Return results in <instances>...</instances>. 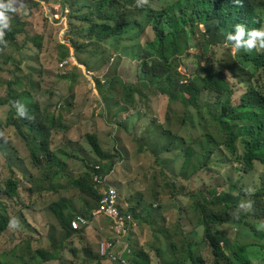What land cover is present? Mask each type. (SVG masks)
<instances>
[{"label": "trees", "instance_id": "obj_1", "mask_svg": "<svg viewBox=\"0 0 264 264\" xmlns=\"http://www.w3.org/2000/svg\"><path fill=\"white\" fill-rule=\"evenodd\" d=\"M41 1L45 0L36 3L31 1V4H29V0H24L22 6L17 3L16 6L20 10L10 14V30H5L4 42L0 43V53L14 45L18 36L23 34L28 37L27 40L33 41L37 46L41 48L44 46L46 40L43 43V36H45L46 30L30 35V16L33 12L28 14L29 10L44 9L41 6ZM59 1L62 3L63 14L68 17L69 21L78 22V26L75 27V25L74 29L72 28V36L68 42L60 45V48L58 44L59 49H57L61 51L62 60L72 56H81L90 71H99L98 67H94L98 56L93 57L92 61L88 58L95 53L94 56L100 55L104 59V64H108L111 56L117 53L121 46L123 48L124 41L127 40L124 35L131 29H141L142 34L148 30L153 33L151 40L139 44L141 53L139 51L138 58L142 59V64L139 66V81L134 84H125L119 78L107 76L105 82L109 81L106 93H118V86L113 85L116 82L124 90L123 98L116 102L118 114L127 113L130 109L135 111L136 103L144 101L142 90L144 87L149 93L164 95L168 98V122L176 120L179 123V128L170 129L171 125H168L166 129L169 136L174 139L173 146L168 147L167 150L151 151L156 154L158 165L162 166L160 163L162 154L175 151V157L181 158L182 163L179 172H173L172 175L177 174L187 183L193 177L212 170L211 162L222 151L223 129L221 123L226 117L236 118L243 115L250 123L252 122V127L250 128L248 124L242 129V133L248 135L249 138L245 143L244 154L237 158L236 163L241 168L238 171L246 174L254 169L256 162L264 166V48L251 51L235 50L234 61L228 56H232L233 48L230 45L232 42H225L229 32L235 33L237 24H242L249 29L264 27V0H240L239 3H234L233 0H170L161 8L148 7L143 5L141 0L138 2L137 0ZM45 2L50 3L49 0ZM24 12L27 13L24 14ZM45 21L48 23L49 20ZM209 38L216 41L213 48L210 43H206ZM112 39H114L113 42ZM244 39H247V34ZM110 48L113 51L108 56ZM84 50H87L88 53H81ZM192 50L197 52L190 56ZM188 56L196 60L195 72L189 75L184 70L185 59ZM228 60L232 61L231 65L227 62ZM76 77L75 73L70 72L68 75H64L63 79L74 82ZM23 82L27 84L28 81L17 79L7 88L8 93L3 104L10 106L8 124L10 127H15L17 137L25 143L33 165L39 168L46 178L55 181L65 172L68 176L71 174L68 167L57 151L53 149L54 134L66 129L64 126L66 116L61 111L51 109V105L49 108L43 107L35 97V85L31 86L33 89H28ZM95 82L99 90L105 83L98 78L95 79ZM15 84L18 85V89H15ZM238 86L246 87L253 100L243 97L238 103H235L231 97L235 95ZM75 88V85L70 87L71 98L75 97ZM12 101L24 104L28 117L31 119L18 116L12 106ZM69 101L67 107L70 109L73 102ZM195 111L199 114L198 122L193 121L197 116L194 114ZM177 114H180V117H175ZM204 116H207L209 120ZM212 123L220 125L221 129L213 130L210 126V130L207 125H212ZM87 137L91 147L98 155L97 160L92 162V166L86 169L83 175L69 177L70 186L68 189L77 190L85 195L86 209L83 216L90 219L94 210L88 198L96 201V209L100 199L99 188L93 182V174L101 173L106 176L112 171L115 161L106 163L108 166L106 170L103 162L109 160V153L104 149L96 134L89 133ZM231 139L235 138L231 137ZM224 140L228 142V140ZM159 142L160 139H158L156 147ZM3 146L0 145V152L4 151ZM63 155L77 158L76 155L71 156L67 153H63ZM98 165L101 170H96L95 167ZM22 184V179H19L14 172L12 177L0 188V197L4 196L9 203L0 200V264H4L8 258H19L21 264H31L27 260V256L32 254L28 247L22 255L17 250L2 252L1 249L2 237L11 227V222L15 220L14 217L25 211L20 192ZM229 189L228 192H218L216 189H212L209 192L210 199L207 195L201 194L204 189H200L197 195L192 193V197L196 200L192 208L198 214L203 227L202 238L210 248L212 259H204L203 255L197 251L194 255L192 248L196 244L187 242L189 258L172 263L165 261V264H185L188 260H191L192 264H264V241L252 237L243 238V236L235 238L225 228H222V225L227 222L232 225L235 223L240 226L250 225V229L255 235L263 239L254 221L252 223L245 221L246 223H244L241 219L232 223L230 217L231 212L238 208V203L243 200L242 198L251 201L252 214H255L253 208L260 209L264 213V185L254 193H248V191L236 193L235 185H230ZM190 190L188 186L184 190L176 184L172 187L174 197L186 196ZM71 202V199L64 197L52 206L67 238L78 236V234L82 235L86 230V228L73 229L71 227V221L76 217ZM218 205L222 208H219ZM176 207L177 205L171 212H175ZM161 208L150 203L144 206L130 207L126 211L121 206L123 212L133 215L140 224L148 223L150 225L152 219L160 218L157 212ZM259 214L261 215V213L255 215V221L259 220ZM165 218L163 217L164 220ZM260 219L264 220V217L262 216ZM107 221L109 224L108 219L105 222L107 223ZM190 223L193 224L192 220ZM120 237L116 232L110 231L106 240L113 242L111 252L119 257L128 258L129 252L122 254L124 250L118 249L121 246L124 248L126 244ZM251 247L257 248L255 254H251ZM90 252L88 250L86 256L93 260L90 258L92 257ZM133 253L136 260L135 263L131 261L130 264H152L151 255L145 248L134 250ZM33 254L32 258L39 262L54 257V255L48 254L46 249L38 250ZM96 257L100 263L108 256L98 253ZM110 260L112 264H122L121 260L111 258Z\"/></svg>", "mask_w": 264, "mask_h": 264}, {"label": "rangeland", "instance_id": "obj_2", "mask_svg": "<svg viewBox=\"0 0 264 264\" xmlns=\"http://www.w3.org/2000/svg\"><path fill=\"white\" fill-rule=\"evenodd\" d=\"M29 1V4L31 1L33 3L40 2V0ZM45 1H41L42 5L40 4L44 9H33L28 12V14L33 12L30 16V35L46 30L45 36H43V43L46 40L44 46L42 48L37 46L33 41L27 40L28 37L23 34L18 36L14 45L0 53V145H4V151L0 152V188L15 172L23 182L20 192L25 208L23 214L14 217L15 223H11V227L3 235L2 252L17 250L22 255L28 247L32 254L27 256V260L31 264H112L109 256L100 263L96 257L98 253L101 254L100 243L106 240L110 233L106 227L107 219L92 214L88 230H85L82 235L78 234L79 237L76 235L67 238V234L52 209L55 202L68 197L72 200L75 216L85 214V195L77 190L68 189V187L70 186L69 177L83 175L86 169L92 166V162L97 160L98 155L88 142L87 134L91 133L96 134L110 155L109 160L103 162L105 169H108L106 163L115 161L112 171L107 174V182L118 190L122 208L127 211L130 207H139V205L144 206L150 203L162 207L157 212L160 218L152 219L151 225L137 222V226L132 229L130 235L122 239L126 243L125 249L122 246L118 249L124 250L123 253L129 252V257L126 259L135 263L133 251L145 248L151 255L152 264L185 260L189 258L188 243L191 242L196 244H192L194 245L192 248L194 255L197 251L203 255L204 259L211 260L210 248L202 238L203 227L198 214L192 208L196 201L192 197V193L197 195L200 189H204L201 194L207 195L210 199L209 192L212 189H216L218 192H228L229 186L235 185L236 193L243 191L254 193L264 185V166L262 164L256 162L253 170L243 174L238 171L241 168L236 163L237 158L244 154L245 143L249 138L248 135L242 133V129L248 124L251 128L252 122L250 123L243 115L236 118L226 117L221 123L223 129L222 151L211 162L212 170L193 177L188 183L177 174L172 175L173 172H179L182 163L181 158L175 157V151L161 155L162 166L157 164L156 154L151 153V151L167 150L168 147L173 146L174 139L166 132L168 125H171L170 129L179 128V123L176 120L168 122V98L164 95L149 93L144 87L142 89L144 101L136 103L135 111L130 109L127 113L118 114L116 102L123 98V88L116 82L113 85L118 86V93H106V87L109 86V81L105 82L107 76L119 78L125 84H134L139 81V66L142 64V59L138 58L139 51L141 53L139 44L152 39L151 30L144 34L141 29H131L127 32L124 35L127 40L124 41L123 48L121 46L120 50L111 56L108 64H104V59L100 55L94 56L95 53H93V56L91 55L88 60L92 61L93 57L98 56L94 67L99 68V71H92L94 76L88 72L90 70L85 66L81 56H72L62 60L61 51L58 49L60 45L67 43L71 38L72 28L74 29L75 25L77 27L78 22L69 21L65 14L60 18L55 16L56 13L61 15L62 3L59 0H49L50 3ZM82 1L87 2L88 0ZM141 1L148 7L161 8L170 0ZM45 20H49L48 23ZM113 41L114 39H112ZM206 43H210L212 48L216 45L213 38H209ZM112 51L113 49L110 48L107 55L110 56ZM196 52V50H192L190 56L195 55ZM81 53H88V51L84 50ZM235 53L233 50L232 56L228 55L231 60L235 61ZM190 56L185 59L184 66L188 75L194 73L196 69V60L191 59ZM65 60L69 63L62 68L61 64ZM231 60L227 61L230 65ZM223 64L225 65V63ZM70 72L77 75L74 82L63 79V76ZM96 78L105 82L101 90L96 87ZM17 79L28 81L27 84L23 82L28 89H33L31 86L35 85V97L43 107L49 108L51 105V109L61 111L66 116L64 118L66 129L54 134L53 149L65 162L70 175L66 176L65 172L55 181L46 178L43 172L33 165L25 143L17 137L15 127L9 126L10 106L4 105L3 101L7 97L9 84ZM71 85L76 86L74 98H71L70 95ZM14 87L18 89L17 84ZM243 97L253 100L246 87L238 86L231 99L238 103ZM68 99L73 102L70 109L67 107V104L70 103ZM194 114L197 116L193 121L198 122L199 114L196 111ZM175 117H180V114ZM204 118L208 119L207 116ZM210 126L213 130L221 129L220 125L215 123L207 125L209 129ZM231 137L235 139L232 140ZM158 139L160 142L156 147ZM141 147L142 150H140ZM63 153L71 156L76 155L77 158L65 157ZM175 184L183 190L186 186L191 190L186 196L174 197L172 187ZM0 200L9 204L4 196H1ZM88 200L95 211L96 201L91 198ZM176 205V211L171 212ZM219 208L222 207L219 206ZM253 210L255 214L251 213V209L236 208L234 212H231V222L241 219L244 223H246L245 221L251 223L254 221L263 239L255 235L250 229V225L240 226L238 223L232 225L227 222L222 225V228H225L235 238L243 236V238L252 237L264 241V220L260 219L262 216L264 217V213L260 209L253 208ZM258 213L261 215L259 214V220L255 221V215ZM162 216L166 217L165 220ZM190 220L193 224L190 223ZM183 242L188 243L184 244ZM43 249H46L47 253L54 257L41 262L32 258L33 253ZM88 250L91 251L92 257L90 258L93 260L86 256ZM256 250V247H251V254H255ZM128 261L125 264H128ZM4 264L21 263L19 258H8ZM185 264H192V261L188 260Z\"/></svg>", "mask_w": 264, "mask_h": 264}, {"label": "clouds", "instance_id": "obj_3", "mask_svg": "<svg viewBox=\"0 0 264 264\" xmlns=\"http://www.w3.org/2000/svg\"><path fill=\"white\" fill-rule=\"evenodd\" d=\"M234 3H239L240 0H233ZM17 3H20L21 6H22V0H0V43H3V37L5 35V30H10V19H11V13H15V12H18L20 10V8H18L16 5ZM60 14L59 15L58 13H56V17L57 18H60V16L63 17V11L61 10L60 8ZM67 19V17H66ZM247 34V39H244L245 35ZM225 42H232L230 43L231 47L233 48V50H244V51H251L252 49H261V48H264V27L262 28H255V29H249V28H246L244 25L242 24H237L235 26V33L233 34L232 32H229L225 38ZM236 52V51H235ZM67 61V60H65ZM64 62V61H63ZM69 63V61H68ZM62 65V64H61ZM66 67V66H64ZM62 67V68H64ZM89 73H92L94 75V73L92 71H88ZM95 76V75H94ZM96 84V82H95ZM12 106L13 108L16 110V113L18 116L22 117V118H27V119H31V117H28V114H27V111H26V107L24 104H22L21 102L19 101H12ZM97 167H100L99 165L96 166V170H101V167L100 168H97ZM99 175L101 177V179L104 181L103 184H97L94 182V177L95 175ZM107 179H108V176H103L101 173H94L93 174V182L95 183V185L99 188V194H100V198H101V188L102 187H111V188H114L117 193H118V190L116 189L115 186L113 185H110L108 182H107ZM250 191V189H249ZM118 196H119V193H118ZM100 201V199H99ZM119 201H120V204H119V207H120V210H121V199H120V196H119ZM252 206V203L251 201L249 200H241L239 203H238V208L239 209H243V210H247V209H250ZM98 208H99V205H98ZM98 208L94 211V215L96 216H99L98 214H96ZM121 212L123 214H126L125 212H123L121 210ZM131 215V214H130ZM78 216H83V215H77L75 218L72 219V221L74 219H76ZM102 216V215H100ZM133 217V215H131ZM85 217V216H83ZM104 217V216H103ZM86 218V217H85ZM105 219H108L109 220V224L108 226V229L110 231H113L110 226L112 224V220L110 218H106L104 217ZM87 219V218H86ZM88 220V224L86 226H83V227H80V228H73L72 227V221H71V227L73 229H82V228H86V230H88L89 225L91 223V221L89 219ZM133 220H134V223L135 225L132 226L130 229H129V232L131 231L132 228L136 227L137 226V221L135 220V218L133 217ZM11 223H15L14 221H12ZM128 232V234H129ZM128 234L126 235H119L121 236L120 238H124V237H127ZM106 241V240H104ZM110 241V240H108ZM103 242V241H102ZM101 242V243H102ZM101 243H100V246H101ZM113 247V246H112ZM111 247V248H112ZM109 250L110 253H113L111 252L112 250ZM101 252V250H100ZM110 253L108 254H102L101 252V255H106V256H109L111 259H113L111 256H110ZM115 254V253H114ZM123 254V252H122ZM116 255V254H115ZM118 258L117 259H113V260H126V262L128 261L125 257L123 256H118L116 255ZM122 264H125L122 262ZM128 264H130V262L128 261Z\"/></svg>", "mask_w": 264, "mask_h": 264}, {"label": "built area", "instance_id": "obj_4", "mask_svg": "<svg viewBox=\"0 0 264 264\" xmlns=\"http://www.w3.org/2000/svg\"><path fill=\"white\" fill-rule=\"evenodd\" d=\"M68 61H64L62 63V67L66 66ZM100 168V167H97ZM94 182L97 184H103L104 181L97 174L94 177ZM101 198L99 201V208L96 212L98 215H102L106 218H110L112 220V224L110 228L119 235H126L129 232V229L135 225L133 217L130 214H123L120 210L119 204V196L117 191L111 187H102L101 188ZM88 224V220L83 216H78L76 219L72 221L73 228H80L86 226ZM113 246L112 241H103L100 246V250L102 254L110 253L109 250ZM110 256L113 259H117L118 257L114 253H110ZM123 263H126V260H122Z\"/></svg>", "mask_w": 264, "mask_h": 264}, {"label": "crops", "instance_id": "obj_5", "mask_svg": "<svg viewBox=\"0 0 264 264\" xmlns=\"http://www.w3.org/2000/svg\"><path fill=\"white\" fill-rule=\"evenodd\" d=\"M89 229V228H88Z\"/></svg>", "mask_w": 264, "mask_h": 264}]
</instances>
